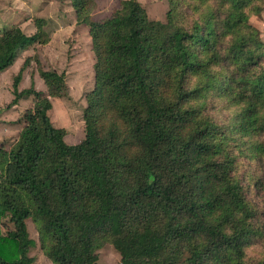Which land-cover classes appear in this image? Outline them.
<instances>
[{"label": "trees", "instance_id": "obj_1", "mask_svg": "<svg viewBox=\"0 0 264 264\" xmlns=\"http://www.w3.org/2000/svg\"><path fill=\"white\" fill-rule=\"evenodd\" d=\"M168 1L161 21L139 0L102 20L96 0H72L96 56L79 143L49 114L65 73L40 68L47 92L34 80L20 89L28 57L14 76L10 105L30 95L34 105L17 141L0 146V220L13 224L0 233V264L34 263L29 218L54 264H98L107 243L117 264H264L249 252L264 220L234 151L248 143L264 157V41L249 25L264 0ZM45 23L35 18L40 42ZM28 41L20 26L0 33V73ZM211 95L228 122L208 113Z\"/></svg>", "mask_w": 264, "mask_h": 264}, {"label": "rangeland", "instance_id": "obj_2", "mask_svg": "<svg viewBox=\"0 0 264 264\" xmlns=\"http://www.w3.org/2000/svg\"><path fill=\"white\" fill-rule=\"evenodd\" d=\"M139 1L145 6L151 19L166 21L170 7L168 0ZM121 2L122 0H96L92 19L111 17L121 6ZM37 17L46 19L43 27L46 42L34 39ZM249 25L264 41V5L260 13L251 15ZM14 26L22 27L29 41L18 50L14 63L0 73V146L9 149L17 141L24 126L22 115L34 105L33 95L23 97L16 105H10L14 98V76L28 57L30 63L23 72L20 89L29 88L34 80L38 90L47 92L39 73L40 68L65 73L67 90L63 96L51 98L53 107L49 114L55 126L67 130L65 139L68 143H79L85 137L84 110L88 104L87 94L95 87L96 56L89 27L78 22L72 0H0V33ZM206 102L211 116L218 122H228L231 112L218 98L211 95ZM250 147L247 143L242 154L236 147L234 151L239 154L237 166L246 194L257 207L260 219L264 220V157H254ZM1 220L0 233L6 235L13 224L8 217H2ZM27 224L30 236L37 242L30 252L35 257L33 264H51L40 248L33 220L27 219ZM249 252L254 256L264 254V238L257 239L250 246ZM98 256V264H117L121 258L120 252L111 243L101 247Z\"/></svg>", "mask_w": 264, "mask_h": 264}, {"label": "crops", "instance_id": "obj_3", "mask_svg": "<svg viewBox=\"0 0 264 264\" xmlns=\"http://www.w3.org/2000/svg\"><path fill=\"white\" fill-rule=\"evenodd\" d=\"M51 264H54L53 262H51V260H49Z\"/></svg>", "mask_w": 264, "mask_h": 264}]
</instances>
